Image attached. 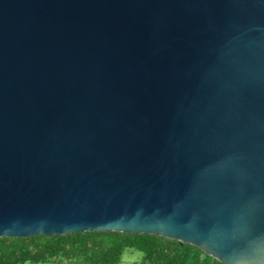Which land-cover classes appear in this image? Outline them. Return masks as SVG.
Returning a JSON list of instances; mask_svg holds the SVG:
<instances>
[{"label": "water", "instance_id": "1", "mask_svg": "<svg viewBox=\"0 0 264 264\" xmlns=\"http://www.w3.org/2000/svg\"><path fill=\"white\" fill-rule=\"evenodd\" d=\"M85 232L264 264V0H0V238Z\"/></svg>", "mask_w": 264, "mask_h": 264}, {"label": "trees", "instance_id": "2", "mask_svg": "<svg viewBox=\"0 0 264 264\" xmlns=\"http://www.w3.org/2000/svg\"><path fill=\"white\" fill-rule=\"evenodd\" d=\"M124 249L140 252L141 264H220L175 240L115 232L0 238V264H118Z\"/></svg>", "mask_w": 264, "mask_h": 264}, {"label": "rangeland", "instance_id": "3", "mask_svg": "<svg viewBox=\"0 0 264 264\" xmlns=\"http://www.w3.org/2000/svg\"><path fill=\"white\" fill-rule=\"evenodd\" d=\"M141 262L142 254L140 252L133 249H124L118 264H141Z\"/></svg>", "mask_w": 264, "mask_h": 264}, {"label": "crops", "instance_id": "4", "mask_svg": "<svg viewBox=\"0 0 264 264\" xmlns=\"http://www.w3.org/2000/svg\"><path fill=\"white\" fill-rule=\"evenodd\" d=\"M57 262L52 261V262H47V263H42V264H56Z\"/></svg>", "mask_w": 264, "mask_h": 264}]
</instances>
